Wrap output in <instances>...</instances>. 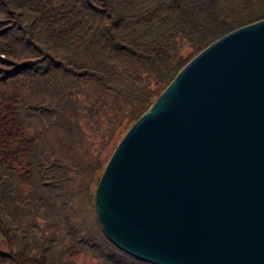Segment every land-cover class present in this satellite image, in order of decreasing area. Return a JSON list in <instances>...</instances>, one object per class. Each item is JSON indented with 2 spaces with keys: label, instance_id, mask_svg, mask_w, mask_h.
Instances as JSON below:
<instances>
[{
  "label": "trees",
  "instance_id": "1",
  "mask_svg": "<svg viewBox=\"0 0 264 264\" xmlns=\"http://www.w3.org/2000/svg\"><path fill=\"white\" fill-rule=\"evenodd\" d=\"M264 0H0V264H157L115 244L94 193L179 69Z\"/></svg>",
  "mask_w": 264,
  "mask_h": 264
},
{
  "label": "water",
  "instance_id": "2",
  "mask_svg": "<svg viewBox=\"0 0 264 264\" xmlns=\"http://www.w3.org/2000/svg\"><path fill=\"white\" fill-rule=\"evenodd\" d=\"M94 205L157 264H264V17L198 51L123 133Z\"/></svg>",
  "mask_w": 264,
  "mask_h": 264
},
{
  "label": "rangeland",
  "instance_id": "3",
  "mask_svg": "<svg viewBox=\"0 0 264 264\" xmlns=\"http://www.w3.org/2000/svg\"><path fill=\"white\" fill-rule=\"evenodd\" d=\"M75 260L79 263V264H92L94 263V259L87 254H78L76 256H74Z\"/></svg>",
  "mask_w": 264,
  "mask_h": 264
}]
</instances>
